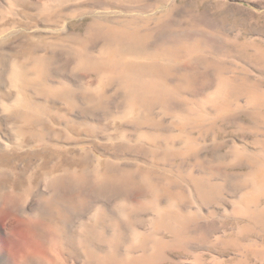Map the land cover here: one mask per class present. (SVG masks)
Listing matches in <instances>:
<instances>
[{
	"label": "rangeland",
	"instance_id": "obj_1",
	"mask_svg": "<svg viewBox=\"0 0 264 264\" xmlns=\"http://www.w3.org/2000/svg\"><path fill=\"white\" fill-rule=\"evenodd\" d=\"M45 1L0 0V264H264V0Z\"/></svg>",
	"mask_w": 264,
	"mask_h": 264
},
{
	"label": "bare ground",
	"instance_id": "obj_2",
	"mask_svg": "<svg viewBox=\"0 0 264 264\" xmlns=\"http://www.w3.org/2000/svg\"><path fill=\"white\" fill-rule=\"evenodd\" d=\"M40 1H41V0H40ZM44 1H45V0H44ZM46 1L49 2V0H46ZM46 1H45V3H47ZM50 1L53 2L54 0H50ZM58 1H59V0H58ZM61 1H62V0H60V2H61ZM55 2H56V1H55ZM131 2H132V1H131ZM45 3H44V4H45ZM57 3H58V2H57ZM129 4H130V3H129ZM50 6H51V5H50ZM50 6H49V7H50ZM52 6H53V5H52ZM46 8H48V6H46ZM48 10H50V9H48ZM108 10H109V9H108ZM98 11H99V10H98ZM94 13H95V12H94ZM94 13H93V14H94ZM97 13H99V12H97ZM105 13H107V12H105ZM102 14H103L102 12H101L100 14H98V15H99L98 18H100V16H101ZM104 15H105V14H104ZM108 16H109V15H108ZM119 16H120V15H119ZM94 17H95V16H93V18H94ZM102 17H103V16H102ZM104 19H111V17L109 18V17L106 16V18H104ZM97 20H98V19H97ZM107 21H108V20H107ZM118 21H119V19H118ZM100 23L102 24V22H100ZM94 27H95V26H94ZM105 27H106V26H105ZM97 28H98V27H97ZM97 28H96V29H97ZM100 28H101V27H100ZM154 28H155V27H154ZM159 28H160V30H163L164 32H168V31L171 30V27H170V26H163V27H159ZM159 28H158V29H159ZM110 30H111V29H110ZM103 31H104V30H103ZM111 31H112V30H111ZM124 31H126V29H125ZM107 32H108V31H107ZM114 32H115V31H114ZM114 32H113V33H114ZM108 33L110 34V31H109ZM125 35H126V34H125ZM122 36H123V35H122ZM130 36H131V35H130ZM110 37H111V35H110ZM126 37H127V36H126ZM124 38H125V37H124ZM130 38H131V37H130ZM113 39H114V38H113ZM115 39H116V38H115ZM125 39H126V40L129 39V36H128V38H125ZM122 40H123V39H122ZM124 41H125V40H124ZM116 42H117V41H116ZM144 42H145V41H144ZM110 44H111V43H110ZM92 45H93V44H92ZM118 48H119V46H118ZM122 49H123V48H122ZM106 52H107V51H106ZM95 59H97V58H95ZM18 67H19V66H18ZM18 72H19V77H20V70H18ZM13 76L15 77L14 73H13ZM14 77H13V79H15ZM17 77H18V76H17ZM16 80H17V79H16ZM13 85H14V84H13ZM13 85H12V86H13ZM95 98H96V97H94V99H95ZM8 108H9V107H8ZM57 180H58V179H57ZM57 180H55V182L58 184V181H57ZM52 181H53V180H52ZM60 182H61V181H60ZM50 186H51V184H50ZM53 186H54V184H53ZM58 186H60V185H58ZM257 190H258V191H262V190H263V187H262V186H257ZM237 208H238V209H243V208H244V205H243L242 203H238V204H237Z\"/></svg>",
	"mask_w": 264,
	"mask_h": 264
}]
</instances>
